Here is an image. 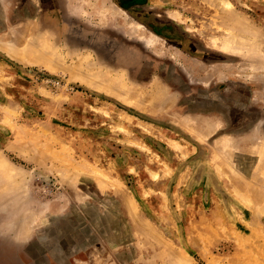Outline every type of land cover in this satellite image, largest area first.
Here are the masks:
<instances>
[{
	"label": "rangeland",
	"instance_id": "rangeland-1",
	"mask_svg": "<svg viewBox=\"0 0 264 264\" xmlns=\"http://www.w3.org/2000/svg\"><path fill=\"white\" fill-rule=\"evenodd\" d=\"M0 264H264V0H0Z\"/></svg>",
	"mask_w": 264,
	"mask_h": 264
},
{
	"label": "bare ground",
	"instance_id": "bare-ground-1",
	"mask_svg": "<svg viewBox=\"0 0 264 264\" xmlns=\"http://www.w3.org/2000/svg\"><path fill=\"white\" fill-rule=\"evenodd\" d=\"M49 52H50V51H49ZM51 54H52V53H51ZM55 59H56V58H55ZM79 64H80V63H79ZM74 65H75V64H74ZM76 65H77V64H76ZM247 201H248V199H247ZM247 201H246V202H247ZM244 202H245V201H244ZM246 202H245V203H246ZM248 203H251L250 200H249ZM248 203H247V205H248ZM250 205H251V204H250ZM251 206H252V205H251Z\"/></svg>",
	"mask_w": 264,
	"mask_h": 264
}]
</instances>
